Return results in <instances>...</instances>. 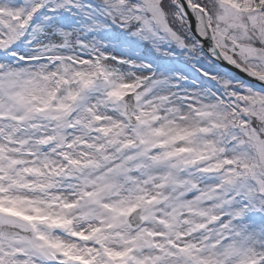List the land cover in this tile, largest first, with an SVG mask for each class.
Returning a JSON list of instances; mask_svg holds the SVG:
<instances>
[{
  "label": "snow or ice",
  "instance_id": "snow-or-ice-1",
  "mask_svg": "<svg viewBox=\"0 0 264 264\" xmlns=\"http://www.w3.org/2000/svg\"><path fill=\"white\" fill-rule=\"evenodd\" d=\"M0 264H264V0H0Z\"/></svg>",
  "mask_w": 264,
  "mask_h": 264
}]
</instances>
